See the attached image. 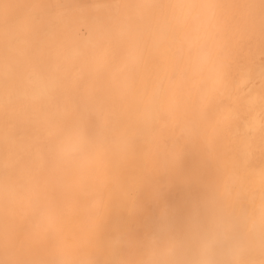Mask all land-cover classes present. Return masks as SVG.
<instances>
[{
  "label": "bare ground",
  "instance_id": "obj_1",
  "mask_svg": "<svg viewBox=\"0 0 264 264\" xmlns=\"http://www.w3.org/2000/svg\"><path fill=\"white\" fill-rule=\"evenodd\" d=\"M153 236L264 264V0H0V264Z\"/></svg>",
  "mask_w": 264,
  "mask_h": 264
},
{
  "label": "clouds",
  "instance_id": "obj_2",
  "mask_svg": "<svg viewBox=\"0 0 264 264\" xmlns=\"http://www.w3.org/2000/svg\"><path fill=\"white\" fill-rule=\"evenodd\" d=\"M203 13L202 6L190 4L186 6L184 14L192 19H197ZM65 148L69 152L75 150L71 141L66 143ZM136 264H209V261L197 251L185 253L183 250L162 244L159 238L153 236L150 237L144 255Z\"/></svg>",
  "mask_w": 264,
  "mask_h": 264
}]
</instances>
